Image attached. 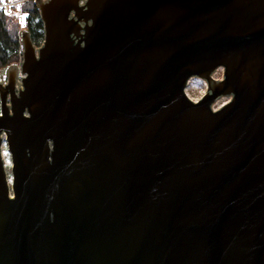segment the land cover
<instances>
[{
	"label": "water",
	"instance_id": "95a60500",
	"mask_svg": "<svg viewBox=\"0 0 264 264\" xmlns=\"http://www.w3.org/2000/svg\"><path fill=\"white\" fill-rule=\"evenodd\" d=\"M36 7L0 84V264H264V0Z\"/></svg>",
	"mask_w": 264,
	"mask_h": 264
},
{
	"label": "trees",
	"instance_id": "16d2710c",
	"mask_svg": "<svg viewBox=\"0 0 264 264\" xmlns=\"http://www.w3.org/2000/svg\"><path fill=\"white\" fill-rule=\"evenodd\" d=\"M14 15L6 16L0 10V68L16 63L20 50L16 9ZM20 14L25 18V25L29 29L31 40L38 45L43 37V27L39 19L36 0H26L21 3Z\"/></svg>",
	"mask_w": 264,
	"mask_h": 264
},
{
	"label": "rangeland",
	"instance_id": "374dc122",
	"mask_svg": "<svg viewBox=\"0 0 264 264\" xmlns=\"http://www.w3.org/2000/svg\"><path fill=\"white\" fill-rule=\"evenodd\" d=\"M38 15H39V11H38ZM22 30H26V28H23ZM41 43H42V40L40 41V43L37 46H35V45L34 46L36 48H38L41 45ZM17 63H18V60L15 63L16 66L18 67L19 64H17ZM13 71H14V69H13ZM17 72H18L17 81H18V83H21V79H19V74H21L20 73V67H18ZM221 76H222V72L220 70H218L216 73L213 74L214 79H220ZM6 79H4V81ZM7 80H6V82H7ZM2 86H5V83L2 84ZM19 87L21 88V84L19 85ZM15 91H18V85L17 84H15ZM205 92H206V83L202 80H199V79H192L186 87V94L193 101L199 100L205 94ZM227 101H228V98L223 97L219 102H217V104H215L214 107L218 108L219 106H221L223 103H225ZM1 152H2V157L4 160L6 175L8 176L9 188L11 189V184H10V181H11L10 156H9L8 151H7L6 143H5L4 139L2 140Z\"/></svg>",
	"mask_w": 264,
	"mask_h": 264
},
{
	"label": "built area",
	"instance_id": "2783aa9c",
	"mask_svg": "<svg viewBox=\"0 0 264 264\" xmlns=\"http://www.w3.org/2000/svg\"><path fill=\"white\" fill-rule=\"evenodd\" d=\"M23 1H25V0L10 1V2H7L5 0H0V9H2L5 14L9 15V14H11V9L13 7H16L17 9H19V7ZM17 19H18V23L21 24L22 23V17L19 15V16H17ZM18 57H19V64H20L21 58H22L21 50H19V52H18ZM22 78H23V75L19 74V79H22Z\"/></svg>",
	"mask_w": 264,
	"mask_h": 264
},
{
	"label": "flooded vegetation",
	"instance_id": "af4514ba",
	"mask_svg": "<svg viewBox=\"0 0 264 264\" xmlns=\"http://www.w3.org/2000/svg\"><path fill=\"white\" fill-rule=\"evenodd\" d=\"M26 30L29 32V29L27 26H26ZM8 66H6V67H8ZM13 73H14V71H13V69H11V67L6 68V69H5V67L0 68V77L2 78V79H0V84L6 83V80H7L6 78H8L9 76H13ZM3 79H6L5 82H3Z\"/></svg>",
	"mask_w": 264,
	"mask_h": 264
},
{
	"label": "bare ground",
	"instance_id": "6f19581e",
	"mask_svg": "<svg viewBox=\"0 0 264 264\" xmlns=\"http://www.w3.org/2000/svg\"><path fill=\"white\" fill-rule=\"evenodd\" d=\"M9 183V182H8Z\"/></svg>",
	"mask_w": 264,
	"mask_h": 264
}]
</instances>
